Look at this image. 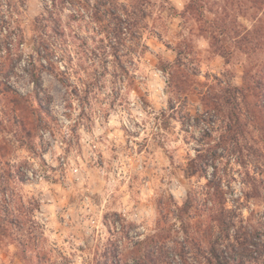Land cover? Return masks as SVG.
Wrapping results in <instances>:
<instances>
[{
  "label": "rangeland",
  "instance_id": "obj_1",
  "mask_svg": "<svg viewBox=\"0 0 264 264\" xmlns=\"http://www.w3.org/2000/svg\"><path fill=\"white\" fill-rule=\"evenodd\" d=\"M0 15V264H134L152 235L156 264H207L263 229L264 0H0ZM57 26L69 56L36 86L32 44Z\"/></svg>",
  "mask_w": 264,
  "mask_h": 264
},
{
  "label": "trees",
  "instance_id": "obj_2",
  "mask_svg": "<svg viewBox=\"0 0 264 264\" xmlns=\"http://www.w3.org/2000/svg\"><path fill=\"white\" fill-rule=\"evenodd\" d=\"M47 8V6H46ZM51 10V9H50ZM125 10V9H124ZM111 15V19L113 21V25H110L109 23H106L104 28L102 29V32H106L108 35L107 38L110 39V35L113 37H118L122 33V21L116 17V14L114 11H108ZM53 11H49V16L51 19V16L53 15ZM43 19V18H42ZM39 21V18L36 19V22ZM5 22L2 20L0 15V27L2 26V23ZM54 22L56 23V20L54 19ZM43 27V26H42ZM5 29V28H4ZM43 29V28H42ZM53 34H46L44 33L43 36H40L39 40H34V43L32 44V48H34V53L36 54V58L33 59V63H31V69L32 72L36 70H52L54 68L50 63L48 65H44L42 61L44 59L49 58V55H53L56 51L60 52L61 58L65 59L68 58V50L64 44H66V41L63 39L61 41L59 40L61 37L65 35L64 30L60 29L59 26L52 28ZM58 36V37H57ZM57 39V40H56ZM102 41V39H100ZM65 42V43H64ZM110 48L112 54L114 57H117V47L110 43L108 45ZM33 56V54H30ZM35 60H38L41 62L38 66L35 64ZM36 65V66H35ZM34 77V82L36 86L40 85V77H38L34 72L32 73ZM159 235H152L149 238H147L146 241H151V246H148L149 244L146 242V246L139 248L137 251V254L133 257V263L134 264H156V257L154 255V245L157 244L159 241L158 239H155V237H158ZM238 243V249H235L228 245V252L226 251V258L223 254L222 250L216 249L215 245H211V247L208 249L209 255H206L204 252L202 256L206 259L207 264H243L242 260H244L245 257H251L255 259H260L261 257H264V227L263 229L255 228L251 231L244 232L243 237L237 241ZM142 244V242H141ZM198 249V248H197ZM227 249V244H226ZM200 250L198 249V253ZM178 254L182 259L185 260V255L182 250H179ZM111 264H119V263H113ZM183 264H188L186 261L183 262Z\"/></svg>",
  "mask_w": 264,
  "mask_h": 264
}]
</instances>
